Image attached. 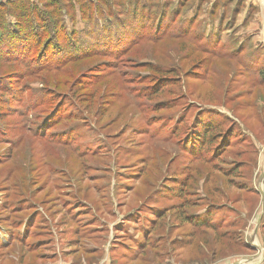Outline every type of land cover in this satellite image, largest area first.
Listing matches in <instances>:
<instances>
[{
    "label": "rangeland",
    "instance_id": "374dc122",
    "mask_svg": "<svg viewBox=\"0 0 264 264\" xmlns=\"http://www.w3.org/2000/svg\"><path fill=\"white\" fill-rule=\"evenodd\" d=\"M235 1L0 0V264H264Z\"/></svg>",
    "mask_w": 264,
    "mask_h": 264
},
{
    "label": "crops",
    "instance_id": "0c3cea01",
    "mask_svg": "<svg viewBox=\"0 0 264 264\" xmlns=\"http://www.w3.org/2000/svg\"><path fill=\"white\" fill-rule=\"evenodd\" d=\"M227 1L231 2L233 0H227ZM235 2L233 3V5L235 4L234 14L238 15L237 16L238 20L242 16V19H243L242 21L246 26L244 28L245 31L247 32L246 34L249 35L250 39L253 37H255V39H256V35H253V33L261 30V28H264V0H236ZM238 6L243 7L244 11L239 12V10L237 8ZM225 7L226 6L224 5L223 6L224 11L222 13H224L225 11L226 12L223 14L220 23H222L224 21L225 14H227V10ZM218 25L219 24H217V26ZM220 26H221V24H220ZM259 32H261V31H259ZM260 35H261L260 37L257 36V40H256L257 43L256 44L261 43V45H262V44H264V33L261 32Z\"/></svg>",
    "mask_w": 264,
    "mask_h": 264
},
{
    "label": "trees",
    "instance_id": "16d2710c",
    "mask_svg": "<svg viewBox=\"0 0 264 264\" xmlns=\"http://www.w3.org/2000/svg\"><path fill=\"white\" fill-rule=\"evenodd\" d=\"M54 1H55V4L58 3V0H54ZM61 1L69 2L70 0H61ZM58 10H60V8H58ZM56 13H57V10L55 11V14H56ZM50 24H54V22H50ZM211 136H212V133L209 134V137H210V138H212Z\"/></svg>",
    "mask_w": 264,
    "mask_h": 264
}]
</instances>
